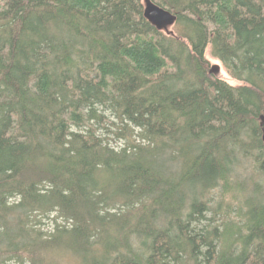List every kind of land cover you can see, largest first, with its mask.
<instances>
[{
	"label": "trees",
	"instance_id": "trees-1",
	"mask_svg": "<svg viewBox=\"0 0 264 264\" xmlns=\"http://www.w3.org/2000/svg\"><path fill=\"white\" fill-rule=\"evenodd\" d=\"M153 1L0 0V264H264V0Z\"/></svg>",
	"mask_w": 264,
	"mask_h": 264
},
{
	"label": "water",
	"instance_id": "water-1",
	"mask_svg": "<svg viewBox=\"0 0 264 264\" xmlns=\"http://www.w3.org/2000/svg\"><path fill=\"white\" fill-rule=\"evenodd\" d=\"M144 16L157 29L167 33H172L170 27H172L177 20V15L160 6L153 0H144ZM220 72L221 65L219 63L210 64L211 74L218 78L217 75H219ZM260 126L262 130V141L264 142V114L260 115Z\"/></svg>",
	"mask_w": 264,
	"mask_h": 264
},
{
	"label": "rangeland",
	"instance_id": "rangeland-1",
	"mask_svg": "<svg viewBox=\"0 0 264 264\" xmlns=\"http://www.w3.org/2000/svg\"><path fill=\"white\" fill-rule=\"evenodd\" d=\"M170 29H173V28L170 27ZM206 57H207V59L209 60L210 64L219 63V64L221 65V72H220L219 75H217L219 79H222V80L226 81L227 83H229V84H231V85H238L239 82H238L237 80H235L233 77L230 76V74L227 72V70L223 67L222 62H221L219 59L213 57V56L211 55V53H210L209 50H208L207 53H206ZM212 61H213V62H212ZM111 120H112V119H111ZM105 128H107L106 130L110 132V133H109L110 141H112L113 144H118L119 141H118V139H117V137H116V134H115V133L112 134V131L114 130V129H113L114 126L112 125L111 121L108 122V123L105 125ZM114 137L117 139V141L114 139ZM120 142H121V141H120ZM263 179H264V178H263ZM42 219H43V225H42V226H43V228H44L45 230L49 229V228H50V225L54 222V221H53V219H54L53 217L51 218V220L48 219V218H46V217H44V218L42 217ZM58 221H62V220L58 219ZM53 224H54V223H53ZM63 264H78V263L75 262L74 259H71L70 257H67V259L64 260Z\"/></svg>",
	"mask_w": 264,
	"mask_h": 264
},
{
	"label": "bare ground",
	"instance_id": "bare-ground-1",
	"mask_svg": "<svg viewBox=\"0 0 264 264\" xmlns=\"http://www.w3.org/2000/svg\"><path fill=\"white\" fill-rule=\"evenodd\" d=\"M213 62V61H212ZM105 89V88H104ZM67 134V133H66Z\"/></svg>",
	"mask_w": 264,
	"mask_h": 264
}]
</instances>
